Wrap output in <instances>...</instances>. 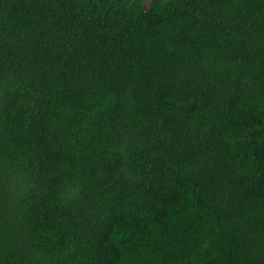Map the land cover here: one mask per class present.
<instances>
[{
	"label": "trees",
	"instance_id": "trees-1",
	"mask_svg": "<svg viewBox=\"0 0 264 264\" xmlns=\"http://www.w3.org/2000/svg\"><path fill=\"white\" fill-rule=\"evenodd\" d=\"M0 264H264V0H0Z\"/></svg>",
	"mask_w": 264,
	"mask_h": 264
}]
</instances>
